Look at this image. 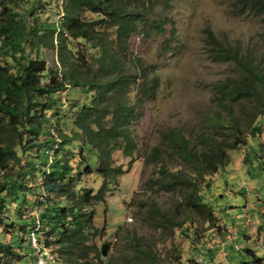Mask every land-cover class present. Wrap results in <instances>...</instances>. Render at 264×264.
Instances as JSON below:
<instances>
[{
    "label": "trees",
    "instance_id": "16d2710c",
    "mask_svg": "<svg viewBox=\"0 0 264 264\" xmlns=\"http://www.w3.org/2000/svg\"><path fill=\"white\" fill-rule=\"evenodd\" d=\"M240 1L264 20V0ZM166 3L0 0V264H30V257L38 264L33 236L56 256L50 264H191L194 259H182L181 252L170 256L175 261L156 255L155 244L172 243L179 229L196 242L195 252L211 244L209 234L194 228L202 219L216 229L220 219L204 202L206 190L230 162V152L246 156L252 139L264 134V62L224 48L209 30L218 61H233L242 71L217 85L220 98L231 106L255 103L246 113V129L231 106L221 104L226 116L220 111L209 121L212 135L165 133L162 145L144 158L153 167L147 185L180 194L181 201L172 210L156 201H132L138 205L133 214L160 240L152 244L131 235V252L120 260L104 257L97 243L96 209L119 189L126 163L135 164L139 147L130 128L161 86L157 68L129 50L130 39L151 29L168 34L170 43L173 23L156 11ZM124 230L119 226L116 235ZM247 253L249 264H264L253 250Z\"/></svg>",
    "mask_w": 264,
    "mask_h": 264
},
{
    "label": "rangeland",
    "instance_id": "374dc122",
    "mask_svg": "<svg viewBox=\"0 0 264 264\" xmlns=\"http://www.w3.org/2000/svg\"><path fill=\"white\" fill-rule=\"evenodd\" d=\"M168 1L169 5H160L156 11L172 21L175 28L172 41H166L170 39L168 34L159 36L151 29H146L150 30L149 35L140 33L130 39L129 50L142 57L151 68H157L161 86L157 98L144 103V115L130 128L139 147L135 164L126 163L127 172L120 179L119 189L108 197L106 204L96 209L95 224L100 229L97 243L100 249L103 244H108V255L117 257V260L131 252L127 244V237L131 235H142L152 244L160 240L158 231L133 214L138 206L134 202L156 201L164 209L172 210L177 201H181L180 194L148 188L147 180L153 167L144 164L146 154L153 147L162 145L163 135L171 130H181L190 139H196L202 132L212 135L209 121L220 111L222 116H226L227 111L221 104L231 106L220 98L217 85H223L229 78H237L242 71L233 61H218L217 47L210 40L208 30L224 48L238 49L241 54L251 52L257 60L264 62V20L244 7L242 1ZM175 46L180 49L165 51V48L171 50ZM231 108L240 119V125L246 129V113L255 108V103L242 101ZM250 144L246 156L230 152V162L218 177H213L212 188L206 190L204 202L216 210L215 214L220 219L216 229L202 219H197L198 224L194 228L204 237L209 234L208 240L213 239L212 235L218 232L216 230L234 229L236 238L220 253V256L223 253L228 255L224 261L226 264H249L248 249L264 258V247L258 242L259 238L264 240V134L256 136ZM118 161L125 160L119 157ZM190 213L188 210L185 214ZM119 226L128 230L116 235ZM211 230L214 231L210 235ZM182 233L181 229L176 230L173 242L165 246L155 244L160 250L156 251L158 258L162 260L161 254L175 261L170 256L181 252L182 259L191 257L194 260L189 263L197 264L202 252H195L196 242L191 243L190 236ZM203 249L206 253L208 247ZM30 260L28 262L34 264V259L30 257Z\"/></svg>",
    "mask_w": 264,
    "mask_h": 264
},
{
    "label": "crops",
    "instance_id": "0c3cea01",
    "mask_svg": "<svg viewBox=\"0 0 264 264\" xmlns=\"http://www.w3.org/2000/svg\"><path fill=\"white\" fill-rule=\"evenodd\" d=\"M249 222V221H248ZM236 232L231 229H228L225 227L222 231H218L215 236L213 237L211 244L208 247V250H206L207 254V264H226L224 261L228 255L225 253L221 254L222 248L227 247V245L234 241L236 238ZM263 242L264 247V240L262 238L258 239V242ZM237 250V248H236ZM220 259H222V262Z\"/></svg>",
    "mask_w": 264,
    "mask_h": 264
},
{
    "label": "built area",
    "instance_id": "2783aa9c",
    "mask_svg": "<svg viewBox=\"0 0 264 264\" xmlns=\"http://www.w3.org/2000/svg\"><path fill=\"white\" fill-rule=\"evenodd\" d=\"M214 236L215 234L212 235V237ZM32 244L35 248V254L38 255V259H37L38 264H50L51 262L49 261H53V259H51L52 256L49 253V251L42 247V244L37 241L35 236H33L32 238ZM260 244L263 245V242L260 241ZM207 247H209V245ZM207 263L208 261H207L206 253L204 252V250H202V255L197 260V264H207Z\"/></svg>",
    "mask_w": 264,
    "mask_h": 264
},
{
    "label": "water",
    "instance_id": "95a60500",
    "mask_svg": "<svg viewBox=\"0 0 264 264\" xmlns=\"http://www.w3.org/2000/svg\"><path fill=\"white\" fill-rule=\"evenodd\" d=\"M108 244H103L101 247V254L106 257L108 255Z\"/></svg>",
    "mask_w": 264,
    "mask_h": 264
},
{
    "label": "clouds",
    "instance_id": "9594fccd",
    "mask_svg": "<svg viewBox=\"0 0 264 264\" xmlns=\"http://www.w3.org/2000/svg\"><path fill=\"white\" fill-rule=\"evenodd\" d=\"M131 220H129L128 222H130Z\"/></svg>",
    "mask_w": 264,
    "mask_h": 264
}]
</instances>
